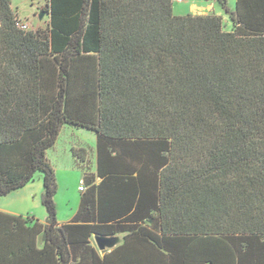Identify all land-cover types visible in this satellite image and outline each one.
Returning a JSON list of instances; mask_svg holds the SVG:
<instances>
[{"label":"trees","instance_id":"obj_1","mask_svg":"<svg viewBox=\"0 0 264 264\" xmlns=\"http://www.w3.org/2000/svg\"><path fill=\"white\" fill-rule=\"evenodd\" d=\"M220 5L230 31L173 0H46L31 31L0 0V197L40 172L47 214L0 213V264H264V0ZM64 125L95 134L96 175L59 225Z\"/></svg>","mask_w":264,"mask_h":264},{"label":"rangeland","instance_id":"obj_2","mask_svg":"<svg viewBox=\"0 0 264 264\" xmlns=\"http://www.w3.org/2000/svg\"><path fill=\"white\" fill-rule=\"evenodd\" d=\"M11 8L16 13L21 24L27 26V30L36 31L38 29H44L48 24V18L45 14H42L41 10L46 5V0H9ZM222 0H211L208 3H212L214 9L209 11V15H216L223 20V30L230 31L231 23L229 20V14L222 8L220 2ZM226 9L228 12H232L234 9V0H225ZM205 5L204 0H184L183 2H177L173 0V13L176 16H203V13L190 11V6L193 5ZM191 13V14H189ZM40 14L42 18L39 19ZM70 144H75L74 150L83 149L85 151L84 158L87 161L88 169H93L95 165V137L91 132L86 130H69L68 128L64 130L63 136L59 139L56 150L53 153H48L49 159L51 161V166L54 170L56 182H57V193L55 195V205L58 209V218H62L63 214H68L70 206L77 208L79 192L78 185L80 184V179L82 178V172L74 167L72 148ZM117 245L120 241L117 238ZM93 245L97 248L94 239H92ZM113 246V247H114ZM110 247L107 250L112 249ZM98 249V248H97ZM99 251V250H98ZM100 254L103 252L99 251Z\"/></svg>","mask_w":264,"mask_h":264},{"label":"crops","instance_id":"obj_3","mask_svg":"<svg viewBox=\"0 0 264 264\" xmlns=\"http://www.w3.org/2000/svg\"><path fill=\"white\" fill-rule=\"evenodd\" d=\"M205 5H193L190 6V11H196V12H200L203 13V16L209 15L208 12L213 11L214 7L212 5V3H208L211 0H204ZM234 6H235V0H234ZM233 11V10H232ZM191 14V13H189ZM214 15V14H213ZM69 130H84V129H77L68 125H64L61 128V131L59 133V136L54 144V146L47 151L46 156L51 164V161L49 159L48 153H53L54 150H56V146L57 143L59 141V139L61 138V135L63 136V132L66 129ZM87 131V130H86ZM87 132H91V131H87ZM92 134H94L93 132H91ZM95 137V165L93 169H88L87 165V161L85 160L84 162H81L77 159H75L73 156V164L74 167H76L78 170H80L82 172V178L80 179L79 182L83 181V188L84 190L86 188H88V186L85 185L84 183V175L85 173H89L91 175H96V136L94 134ZM75 146V144H70V147L72 149H74L73 147ZM100 179L99 178H95L94 180V184L97 185L99 184ZM79 187L80 184L78 185V192H79V198H78V203H77V208L75 209L74 207L69 208V211L71 212L68 214H63L62 218H58V209H57V223L59 225H65L70 223L71 221H73L74 216L76 215L78 209H79V204H80V198H81V194L82 192H84V190L82 192L79 191ZM44 193V189H43V175L40 172H37L33 179L28 182L25 186H23L20 189L14 190L11 193H9L8 195L4 196V197H0V213L9 215V216H13V217H20L23 219H26L27 217L30 218H34L36 221H38L41 224H45L46 219H47V214L44 210V208L41 205V199ZM54 201H55V197H54ZM57 207V205H56ZM113 238H119V242L117 245H115L113 248H115L116 246H118L119 244H121L122 242V236L117 235L114 236ZM112 248V249H113ZM110 250H107L106 252L100 254V256H103L104 254L110 252Z\"/></svg>","mask_w":264,"mask_h":264},{"label":"water","instance_id":"obj_4","mask_svg":"<svg viewBox=\"0 0 264 264\" xmlns=\"http://www.w3.org/2000/svg\"><path fill=\"white\" fill-rule=\"evenodd\" d=\"M44 14V13H42ZM42 14H40L39 19L42 18ZM94 242L98 248L99 251L101 252H106L107 249H109L110 247H113L114 244L118 241L116 238H106L103 236H94L93 237Z\"/></svg>","mask_w":264,"mask_h":264},{"label":"built area","instance_id":"obj_5","mask_svg":"<svg viewBox=\"0 0 264 264\" xmlns=\"http://www.w3.org/2000/svg\"><path fill=\"white\" fill-rule=\"evenodd\" d=\"M184 0H177V2H183ZM20 28L23 29V30H27V26L24 25V24H21L20 23ZM84 188H83V181L80 182V187H79V191H83Z\"/></svg>","mask_w":264,"mask_h":264}]
</instances>
